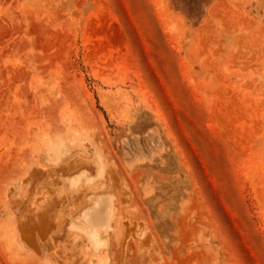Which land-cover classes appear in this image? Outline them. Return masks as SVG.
<instances>
[{
  "label": "rangeland",
  "instance_id": "1",
  "mask_svg": "<svg viewBox=\"0 0 264 264\" xmlns=\"http://www.w3.org/2000/svg\"><path fill=\"white\" fill-rule=\"evenodd\" d=\"M264 264V0H0V264Z\"/></svg>",
  "mask_w": 264,
  "mask_h": 264
},
{
  "label": "bare ground",
  "instance_id": "2",
  "mask_svg": "<svg viewBox=\"0 0 264 264\" xmlns=\"http://www.w3.org/2000/svg\"><path fill=\"white\" fill-rule=\"evenodd\" d=\"M82 262V261H81ZM84 262H82V264H83Z\"/></svg>",
  "mask_w": 264,
  "mask_h": 264
}]
</instances>
